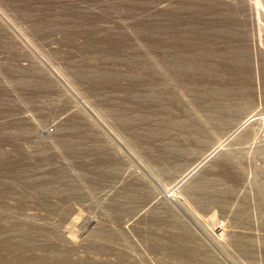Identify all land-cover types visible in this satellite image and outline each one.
<instances>
[{"label": "rangeland", "instance_id": "obj_1", "mask_svg": "<svg viewBox=\"0 0 264 264\" xmlns=\"http://www.w3.org/2000/svg\"><path fill=\"white\" fill-rule=\"evenodd\" d=\"M263 119L264 0H0V264H264Z\"/></svg>", "mask_w": 264, "mask_h": 264}, {"label": "bare ground", "instance_id": "obj_2", "mask_svg": "<svg viewBox=\"0 0 264 264\" xmlns=\"http://www.w3.org/2000/svg\"><path fill=\"white\" fill-rule=\"evenodd\" d=\"M262 121H263V123H264V119H263ZM263 123H262V124H263ZM261 132H262V133L264 132V128H262ZM263 138H264V136H263ZM262 142H263L262 144L264 145V139H262Z\"/></svg>", "mask_w": 264, "mask_h": 264}]
</instances>
